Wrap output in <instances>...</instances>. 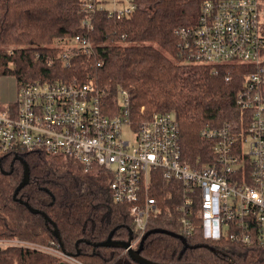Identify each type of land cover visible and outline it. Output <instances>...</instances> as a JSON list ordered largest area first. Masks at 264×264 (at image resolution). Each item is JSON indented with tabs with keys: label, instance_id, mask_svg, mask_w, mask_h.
<instances>
[{
	"label": "trees",
	"instance_id": "obj_1",
	"mask_svg": "<svg viewBox=\"0 0 264 264\" xmlns=\"http://www.w3.org/2000/svg\"><path fill=\"white\" fill-rule=\"evenodd\" d=\"M133 1L136 8L121 18L98 10L90 33L96 57L88 62L75 56L70 66H63L56 57L60 49L55 43L80 32L81 0H0V75L13 76L17 88L34 82L92 79L111 104H116L118 90L124 89L137 118L141 106L143 117L154 112L175 113L183 162L193 166L198 157L208 161L212 144L199 132L238 121L235 95L254 67L197 62L179 46L176 29L196 25L205 0ZM96 60L101 61L100 66H94ZM261 89L264 94V84ZM18 156L28 164L29 180L16 198L39 212H31L13 197L23 165L14 154L2 156L0 237L45 244L53 241L85 264H140L122 247L93 245L105 240L111 230L114 240H127L129 230L134 232L128 205L113 201L101 168L85 170L71 158L43 151L21 150ZM162 184L157 183L154 191L161 211L150 218L148 230L177 233L185 242L165 232H152L140 251L144 258L159 263L264 264V251L257 244L204 238L196 202L188 216L192 228L182 232V211L177 208L183 201L182 184L176 185L172 195L159 187ZM41 212L57 227L60 241ZM58 263L56 257L26 248H0V264Z\"/></svg>",
	"mask_w": 264,
	"mask_h": 264
},
{
	"label": "built area",
	"instance_id": "obj_2",
	"mask_svg": "<svg viewBox=\"0 0 264 264\" xmlns=\"http://www.w3.org/2000/svg\"><path fill=\"white\" fill-rule=\"evenodd\" d=\"M135 8L133 0H81L80 32L56 41L57 59L63 66L79 55L88 62L94 59V14L105 10L121 18ZM176 34L194 61L254 67L235 95L238 121L199 132L211 141L210 160L198 157L193 166L182 161L174 112L143 117L141 106L137 118L126 90H118L116 104L106 103L95 81L76 78L17 88L16 100L0 110V158L21 150L43 151L71 158L85 170L101 168L113 201L127 204L133 221L124 252L139 246L150 218L161 211L154 193L161 182L169 195L182 184L183 201L177 205L182 232L192 228L188 216L196 202L204 238L225 237L264 251V0H205L196 25L180 26ZM100 65L96 60L94 66ZM3 246L51 255L62 264H85L53 241L0 237Z\"/></svg>",
	"mask_w": 264,
	"mask_h": 264
},
{
	"label": "water",
	"instance_id": "obj_3",
	"mask_svg": "<svg viewBox=\"0 0 264 264\" xmlns=\"http://www.w3.org/2000/svg\"><path fill=\"white\" fill-rule=\"evenodd\" d=\"M14 159L16 160H19L22 165H23V174H22V178L19 182V184L16 186L14 192H13V197L15 199H17L19 202L23 203L25 206H27V208L31 211V212H34V213H37L39 212L38 209H35L33 207H31L26 201H23L22 199L20 198H16V195L19 191V189L24 186L28 180H29V167H28V164L27 162L21 157V156H18V155H15L14 156ZM41 214L44 216L45 220L50 222L53 226L52 228V232L54 234L55 237L58 238V240L60 241V238H59V233H58V230H57V227L55 226V224L51 221V219L44 213V212H41ZM152 232H165V233H168V234H171V235H174V236H177L179 238H181L183 240V242H185L184 238L177 234V233H173V232H170V231H167V230H164V229H161V228H152V229H149L145 232V234L143 235L140 243H139V246L136 248V249H132V248H128L127 249V253L128 255L136 262L140 263V264H198V263H159V262H154V261H151L147 258H144L140 251L143 247V242H144V239ZM112 233H113V230H111L107 236V238L105 240H102V241H99V242H96V243H93V245H102V246H119V247H122V248H126L128 247L129 245V240L131 239L132 237V230L130 229L129 230V238L127 240H114L112 238ZM187 245L184 244V247H186ZM58 264H62L61 262H59Z\"/></svg>",
	"mask_w": 264,
	"mask_h": 264
},
{
	"label": "rangeland",
	"instance_id": "obj_4",
	"mask_svg": "<svg viewBox=\"0 0 264 264\" xmlns=\"http://www.w3.org/2000/svg\"><path fill=\"white\" fill-rule=\"evenodd\" d=\"M16 96L17 85L15 78L10 75H0V110L6 108L9 102L15 101Z\"/></svg>",
	"mask_w": 264,
	"mask_h": 264
}]
</instances>
